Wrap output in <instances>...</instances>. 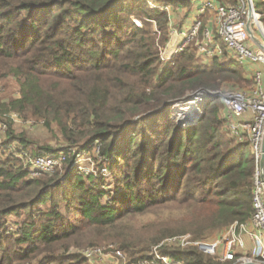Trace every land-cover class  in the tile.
Instances as JSON below:
<instances>
[{
    "label": "trees",
    "instance_id": "trees-1",
    "mask_svg": "<svg viewBox=\"0 0 264 264\" xmlns=\"http://www.w3.org/2000/svg\"><path fill=\"white\" fill-rule=\"evenodd\" d=\"M187 1L0 0V77L18 85L14 98L0 99V115L42 121L75 148H63L61 171L32 177L17 153L62 149L32 145L0 117V264H90L69 249L102 242L126 253L116 264H168L151 254L165 237L190 233L203 241L250 218L257 166L249 139L229 129L220 97L222 84H250L249 69L235 60L203 62L193 43L166 65L158 58L169 27L161 6ZM252 1L262 12L263 0ZM200 90L199 118L173 120L172 104ZM96 146L97 171L80 173L76 155H93ZM147 216L152 222L141 226ZM166 224L173 229L160 231ZM158 249L179 264L242 257L224 260L194 245Z\"/></svg>",
    "mask_w": 264,
    "mask_h": 264
},
{
    "label": "built area",
    "instance_id": "built-area-1",
    "mask_svg": "<svg viewBox=\"0 0 264 264\" xmlns=\"http://www.w3.org/2000/svg\"><path fill=\"white\" fill-rule=\"evenodd\" d=\"M169 7V5L161 6L166 12L169 11ZM196 10L187 27L170 26L169 38L159 48L160 64L166 65L172 61L175 54L183 51L189 43H193L196 54L203 62L213 58L233 59L243 66H249L251 71L249 74L252 76L250 87L247 89H220V97L228 118L229 129L238 140L241 141L245 137L249 139L250 149L257 167L253 180L252 214L246 222L230 224L222 231L219 242L192 241L185 236H179L173 238L172 243L182 247L194 245L205 253L217 255L224 260H232L236 253H241L242 257L237 260L236 264L244 261L264 263V191L258 165L264 135V50L249 37L246 30L247 6L245 0H237L234 3L223 0H199ZM263 16L264 0L263 11L258 12L254 6V15L251 18V27L264 45ZM137 23L139 24V22ZM203 95L204 92L200 90L186 100L172 104V115L176 116L174 120L186 123L183 122L186 117L194 121L200 114L198 110L201 108L200 102ZM189 110L193 113L192 117L187 114L190 112ZM98 152L99 146H96L93 153L94 160L99 158H96L95 155ZM78 156L79 154L76 155L72 163L73 166L82 174L94 173V161L93 164L91 162V165H81ZM19 157L26 164L29 175L32 177L42 173L49 174L54 170L61 171L66 162L64 152L57 155L45 154L34 157L22 152ZM100 172L106 175V167H100ZM244 236L253 241V245L247 253L245 252ZM79 252L90 264H102L103 258L117 259L122 256L121 251L112 243L105 247L81 249ZM168 264L179 263L169 261Z\"/></svg>",
    "mask_w": 264,
    "mask_h": 264
},
{
    "label": "rangeland",
    "instance_id": "rangeland-1",
    "mask_svg": "<svg viewBox=\"0 0 264 264\" xmlns=\"http://www.w3.org/2000/svg\"><path fill=\"white\" fill-rule=\"evenodd\" d=\"M169 6H170L169 7L170 9H169V11H167V13L168 14H171L172 16H173V13H175V15H176V20L174 21L172 19V23L171 24H174L176 26L179 25V24H181L180 22L183 21L186 18V12L185 11H182V10H179V11L178 10H175L176 8H174V7H177L176 5H173V6L172 5H169ZM131 14L132 13H130V16H129L130 19L133 20L136 23L139 22V24H140V20L138 19V17H136L133 14L131 15ZM148 26L151 27V28H153V29H155V23L152 22V21L149 22V25ZM178 27H180V26H178ZM169 29H170V25L168 27V30ZM158 36H159V33H158ZM168 38H169V33H168ZM164 43L163 44H161V42L159 43V46H158V54H159V48H160V46L164 45ZM230 61L231 60H228V59H222L221 60V63L222 62L229 63ZM244 62H246V61H244ZM246 69H249V68L246 67ZM248 71H250V70H248ZM227 84L230 85V86L233 85V87H235V86L237 87V85H235V83H234L233 80H229L227 82ZM251 84H252V81H251L250 84L244 85V86L242 85L241 87L247 89V88L250 87ZM221 86H223L224 89L225 88H228L227 86H225L223 84ZM17 90H18V85H17L16 80L12 79L11 77H0V99L1 98L2 99L14 98L17 95ZM176 102H179V101H176ZM176 102H174V103H176ZM198 111H200V110H198ZM170 113L172 115V110L170 111ZM4 114H7V113H4ZM4 114L3 115H0V117H2L3 121L6 122L7 126L11 122V126L13 128L14 133L16 135H22V137H24L30 143L33 142L32 145H35V144L36 145H44V144H47V145H50V147L62 149V151L64 149H68V150H70V152H75V148L65 147L66 144H64V142L60 141L59 138L54 137V134L52 132H50L47 128H45L43 126L44 124L42 123V121H40V122L37 123V121L35 119H24L22 116L18 115L16 112H11L8 115H4ZM188 115H190L192 117L193 116V113L190 111V112H188ZM172 117H173V120L176 118V116H173V115H172ZM2 119L0 120V122L2 121ZM184 119H186V118H184ZM186 120H189V119H186ZM1 125L2 124L0 123V132H4L6 130V128H5V126L2 127ZM11 149H14V147L12 146ZM31 150H32L31 145L29 147H27V149H25V151H27V152H30ZM62 151L60 150L59 153H63ZM20 153H22V152H20ZM20 153H17V157L20 156ZM78 154H79V156H78L79 163L81 165H91V162L93 164V161H94V164H95L96 161L94 160V157H93L92 153H90L89 150L88 151L87 150H83L82 152H80ZM90 167H93V166H90ZM94 168H95V172H96L97 171V168L95 167V165H94ZM166 216H168V212L161 213V214L158 213V217L165 218ZM10 219H11V221H15L16 220V218L14 216L10 217ZM152 219H153L152 216L143 217V218L140 219V222L139 223H140L141 226L142 225H148L149 223L152 222ZM158 228H160V231H162V230L163 231H166V230H169V229H173V225L166 224V225H162L161 227L158 226ZM226 228L227 227H224L222 229H216V230H213V231H209L208 232V235L206 236V238H204L202 240L204 242H219L220 237H221L220 235H221L222 231L224 229H226ZM179 236H185L188 239H191L192 238L191 235H190V233H185V234H182V235H172V236L165 237L163 240H161L159 243H157L155 246L152 247L151 254L152 255H155L156 261L160 259L163 262H166V263L168 262L169 263V261H167V257L165 255H161V254L158 253L159 252L158 247H160L163 243H166L167 245H173V243H172L173 240L172 239L173 238H177ZM250 241H246L244 239L245 252L246 253L248 251H250V249H251V247L253 245V241H251V242ZM95 244H97V243H94L93 246L84 245L83 247L82 246L81 247L79 246L77 248L72 247V248L69 249V252H79V251H81V249H85V248L105 247V246L108 245L107 242L106 243L105 242L98 243L97 245H95ZM112 244H114V243H112ZM114 245L116 246V248L118 247L116 244H114ZM157 245H158V247H157ZM202 252H204V251H202ZM124 254H126V253L124 252ZM124 254L121 252V255L122 256L119 257V258H117V259H114L112 257H108L107 259L103 258L102 264H116L118 261H121V260H123L125 258L124 257ZM212 256H217V255H212ZM109 259H111V261H108ZM163 259H165V260H163ZM36 262L37 261H35L34 263H36ZM34 263H32V264H34Z\"/></svg>",
    "mask_w": 264,
    "mask_h": 264
},
{
    "label": "water",
    "instance_id": "water-1",
    "mask_svg": "<svg viewBox=\"0 0 264 264\" xmlns=\"http://www.w3.org/2000/svg\"><path fill=\"white\" fill-rule=\"evenodd\" d=\"M245 2H246V6H247L246 30L248 32L249 37L252 40H254L264 50V45L260 42V40L255 35V33H254V31H253V29L251 27V18L254 15L253 1L252 0H245ZM200 109L201 108H199V110ZM200 113H201V110H200ZM198 118H199V116L194 121L189 120L187 123H182V124L186 125L188 123H193ZM178 123H181V122H178ZM258 165H259L260 179H261L262 186H263V191H264V135H263V140H262V145H261V154H260ZM238 264H264V263H257L255 261H244V262H241V263H238Z\"/></svg>",
    "mask_w": 264,
    "mask_h": 264
},
{
    "label": "crops",
    "instance_id": "crops-1",
    "mask_svg": "<svg viewBox=\"0 0 264 264\" xmlns=\"http://www.w3.org/2000/svg\"><path fill=\"white\" fill-rule=\"evenodd\" d=\"M198 1L199 0H188L185 4H182V5H178L177 7H174L176 8L175 10H182V11H185L186 12V18L181 21L179 25L177 26H182V27H187L188 24H190V22L192 21L193 19V15L194 13L197 11V6H198ZM169 18H170V23L169 25H174V24H171L172 23V19L175 21L176 20V15L175 13H173V16L171 14H169ZM205 19V18H204ZM176 26V25H175ZM244 67H249V66H244ZM246 76H249V73L246 74ZM244 239L246 241H250L251 239H249L247 236H244ZM251 242V241H250Z\"/></svg>",
    "mask_w": 264,
    "mask_h": 264
},
{
    "label": "bare ground",
    "instance_id": "bare-ground-1",
    "mask_svg": "<svg viewBox=\"0 0 264 264\" xmlns=\"http://www.w3.org/2000/svg\"><path fill=\"white\" fill-rule=\"evenodd\" d=\"M190 111V110H189ZM188 114V113H187ZM184 118H186V117H184ZM187 119V118H186Z\"/></svg>",
    "mask_w": 264,
    "mask_h": 264
}]
</instances>
